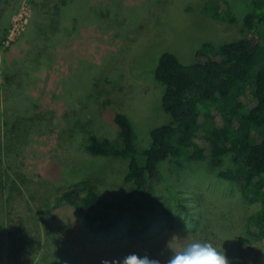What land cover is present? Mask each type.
Listing matches in <instances>:
<instances>
[{"label":"rangeland","instance_id":"rangeland-1","mask_svg":"<svg viewBox=\"0 0 264 264\" xmlns=\"http://www.w3.org/2000/svg\"><path fill=\"white\" fill-rule=\"evenodd\" d=\"M206 1L68 0L64 16L75 29L47 41L49 35L36 31L25 36L38 25L29 0H0V264H119L131 254L168 264L173 248L193 242L211 244L228 264H264V238L242 232L253 206L205 162H187L177 178L169 176V162L161 166L158 187L173 227L155 226L143 237L104 238L83 227L69 205L51 204L52 189L71 182L62 172L72 160L93 158L72 139H60V120L74 117L115 141L113 117L121 111L143 145L153 127L170 122L160 104L163 87L153 77L160 54L169 51L190 63L203 42L216 46L241 33L244 2L226 0L229 21L209 16ZM102 8L109 14L98 18ZM38 50L39 60L49 61L46 69L32 63ZM6 65L18 82L8 106L1 86ZM92 82L103 95L96 96ZM108 168L98 188L114 195L126 185V160ZM197 219L203 231L196 237Z\"/></svg>","mask_w":264,"mask_h":264},{"label":"trees","instance_id":"trees-1","mask_svg":"<svg viewBox=\"0 0 264 264\" xmlns=\"http://www.w3.org/2000/svg\"><path fill=\"white\" fill-rule=\"evenodd\" d=\"M29 1L38 25L31 24L25 36L36 31L49 35V41L75 29L64 16L68 0ZM241 1L248 6L243 28L230 41L216 46L203 42L190 63L169 51L160 54L153 77L163 87L160 104L170 122L153 127L145 144L137 142L132 120L121 111L113 117L118 129L115 141L74 117L59 121L63 124L56 128L60 139L77 142L98 168L92 159H73L67 173L62 172L71 182L52 189V205H69L83 227L104 238L143 237L155 226L173 227L171 208L158 187L161 166L169 162V176L177 178L187 162L199 161L234 184L242 202L253 206L244 218V237L264 238V0ZM225 5L226 0H207L204 8L212 18L230 21ZM101 10L98 18L108 16L109 9ZM41 52L32 63L46 69L49 61L39 60ZM8 71L6 65L1 85L5 106L8 93L14 94L18 85L15 71ZM92 83L96 96L103 95L98 83ZM118 159L126 160L122 174L126 185L114 195L104 194L98 188L101 174L109 173L110 163ZM103 164L106 169L101 168ZM194 226L192 233L197 237L196 231H203L198 219Z\"/></svg>","mask_w":264,"mask_h":264},{"label":"clouds","instance_id":"clouds-1","mask_svg":"<svg viewBox=\"0 0 264 264\" xmlns=\"http://www.w3.org/2000/svg\"><path fill=\"white\" fill-rule=\"evenodd\" d=\"M103 264H108L104 261ZM119 264H158L148 256L131 254L119 261ZM168 264H228L226 257L219 253L209 243L193 242L184 244L176 250L169 258Z\"/></svg>","mask_w":264,"mask_h":264}]
</instances>
